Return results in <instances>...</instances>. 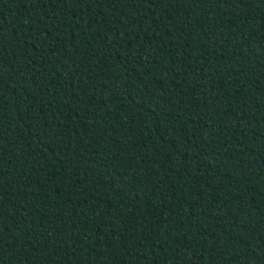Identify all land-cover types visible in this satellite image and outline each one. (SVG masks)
I'll return each instance as SVG.
<instances>
[{
    "label": "trees",
    "instance_id": "16d2710c",
    "mask_svg": "<svg viewBox=\"0 0 264 264\" xmlns=\"http://www.w3.org/2000/svg\"><path fill=\"white\" fill-rule=\"evenodd\" d=\"M0 264H264V0H0Z\"/></svg>",
    "mask_w": 264,
    "mask_h": 264
}]
</instances>
